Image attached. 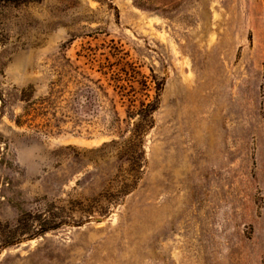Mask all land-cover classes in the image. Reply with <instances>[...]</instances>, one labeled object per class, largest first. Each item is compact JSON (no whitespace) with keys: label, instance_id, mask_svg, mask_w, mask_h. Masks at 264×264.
Here are the masks:
<instances>
[{"label":"rangeland","instance_id":"rangeland-1","mask_svg":"<svg viewBox=\"0 0 264 264\" xmlns=\"http://www.w3.org/2000/svg\"><path fill=\"white\" fill-rule=\"evenodd\" d=\"M263 96L264 0H0V264H264Z\"/></svg>","mask_w":264,"mask_h":264},{"label":"trees","instance_id":"trees-1","mask_svg":"<svg viewBox=\"0 0 264 264\" xmlns=\"http://www.w3.org/2000/svg\"><path fill=\"white\" fill-rule=\"evenodd\" d=\"M263 99H264V96H263ZM133 186H134V184H133ZM133 186H132V187H133Z\"/></svg>","mask_w":264,"mask_h":264}]
</instances>
